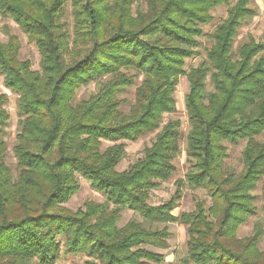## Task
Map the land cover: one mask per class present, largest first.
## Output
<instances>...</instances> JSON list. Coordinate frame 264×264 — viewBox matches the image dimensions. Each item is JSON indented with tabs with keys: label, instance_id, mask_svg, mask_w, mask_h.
<instances>
[{
	"label": "trees",
	"instance_id": "1",
	"mask_svg": "<svg viewBox=\"0 0 264 264\" xmlns=\"http://www.w3.org/2000/svg\"><path fill=\"white\" fill-rule=\"evenodd\" d=\"M221 5L227 15L209 33L205 59L187 67ZM0 14L40 54L36 69L21 58L18 35L0 39V73L20 116L14 173L5 137L9 95L1 92L0 264H57L78 254L85 264H160L165 255L149 246L168 247L169 223L185 225L188 235L185 255L170 264H264L260 224L237 236L256 214L253 192L264 177V41L250 36L237 44L240 28L257 15L252 0H0ZM182 76L189 85L187 171L173 197L152 204L151 192L175 173L182 150L181 119H165L177 111ZM92 83L94 93L79 98ZM132 87L126 112L122 95ZM154 132L143 154L119 170L126 142ZM241 142L236 172L226 167L228 144ZM79 176L105 201L65 208ZM184 184L203 189L210 204L199 200L176 215ZM262 195L264 211V187ZM125 209L164 226L120 225Z\"/></svg>",
	"mask_w": 264,
	"mask_h": 264
},
{
	"label": "rangeland",
	"instance_id": "2",
	"mask_svg": "<svg viewBox=\"0 0 264 264\" xmlns=\"http://www.w3.org/2000/svg\"><path fill=\"white\" fill-rule=\"evenodd\" d=\"M235 1V0H233ZM252 5L257 8V15H255L246 25L242 26L239 30V35L237 38V44L248 40L250 36L255 37L257 40L264 41V0H252ZM71 5L68 4V11L70 13ZM214 20L208 25L204 26L205 35L200 37V53L193 58L188 59L187 67L190 65H196L205 59V47L211 43L209 33L214 29L215 25L227 15V6L221 5L214 9ZM71 19V17H70ZM8 34H16L21 40V58L30 59L34 68H39L40 54L34 43L29 41L26 33L18 26L17 23L13 21L10 17H4L0 14V39L6 41L8 39ZM96 88L95 83H92L86 87L81 88L79 91V98L89 97L94 93ZM189 90V85L186 76H182L177 87L176 99H177V111L173 114L166 115L165 119L168 117H177L182 121L181 131V152L175 160L177 170L175 173L162 185L153 190L150 196V203L160 204L164 201L169 200L174 196L177 191L180 180H184L185 173L187 171V155H186V134L189 129L188 118L185 109L184 97ZM5 92L9 95V102L7 103V108L10 113V123L7 127L6 140L8 146L7 160L13 168L14 173H16V158L13 153V145L16 140V134L19 129V112L17 108V95L10 91L4 85V77L0 73V93ZM124 98L122 103V109L124 111H129L131 105L135 100V87L129 88L123 95ZM156 132L150 133L136 142H126L127 143V153L125 158L118 165L119 170L128 168L138 157L143 154V150L146 146L151 145L155 138ZM264 140V132L259 136ZM110 142L105 141L103 148L109 145ZM245 143L241 142L238 145L228 144V158L226 159V167L234 169L236 172H240L243 168V148ZM80 189L75 193L69 201L63 204L67 209L76 211L79 208H85L87 202H104L106 196L103 193L96 191L91 183L85 178L79 176ZM263 187H264V177L259 181L257 188L254 190V194L257 196L256 200V214L251 216L245 223H243L238 229L237 236L239 238L247 237L252 235L256 231V226L259 223L264 229V211H263ZM181 198L178 200V206L174 209L176 215L181 214L183 211L193 210L199 200H205L207 205L210 204V198L206 195L205 191L201 188H192L188 184L181 186ZM130 219H137L142 221L146 226L149 227H162L164 224H149L145 221L139 214L133 212L132 210L125 209L123 211L122 218L119 222L120 225L125 224ZM168 228L171 232L170 238L168 240L167 248H159L154 246H149L151 249L162 252L165 255V261L160 264H170L171 262L179 260L183 257L187 250V228L181 223H169ZM264 237L260 241V246L263 245ZM87 257L83 254L78 255H62L61 259L57 264H85ZM158 264V263H153Z\"/></svg>",
	"mask_w": 264,
	"mask_h": 264
}]
</instances>
